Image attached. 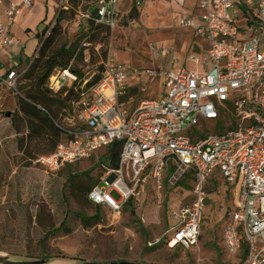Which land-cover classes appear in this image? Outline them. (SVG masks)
Listing matches in <instances>:
<instances>
[{"label": "built area", "instance_id": "1", "mask_svg": "<svg viewBox=\"0 0 264 264\" xmlns=\"http://www.w3.org/2000/svg\"><path fill=\"white\" fill-rule=\"evenodd\" d=\"M130 1L141 8L147 0ZM34 2L0 0V5L6 3L0 12V58L17 46L13 26ZM124 2L92 0L85 10L76 11L74 24L112 32L122 19ZM56 8L54 19L40 29L44 37L59 16L74 7L71 0H57ZM177 23L204 42L202 59L191 53L179 62L167 46H152L158 57L171 56L170 63L132 67L112 57L110 43L97 81L79 79L69 67L51 77L54 91L66 86L76 96L58 119L35 104L61 134L55 148L35 162L56 172L118 143L119 165L107 168L101 163L106 173L87 196L116 213L148 178L162 187L169 177L179 194L190 179L188 194L168 206L164 238L153 242L163 241L170 248L197 244L207 186L211 178L221 177L232 194L222 229L224 250L238 264H264V0H194L192 11ZM191 63L196 67L187 65ZM24 73L12 68L0 76L20 94L17 83ZM155 80L161 83L162 95L133 105Z\"/></svg>", "mask_w": 264, "mask_h": 264}, {"label": "rangeland", "instance_id": "2", "mask_svg": "<svg viewBox=\"0 0 264 264\" xmlns=\"http://www.w3.org/2000/svg\"><path fill=\"white\" fill-rule=\"evenodd\" d=\"M46 1L36 0L34 11L26 15L29 24L38 20L41 5L46 6ZM91 1L71 0L75 10L61 14V20L56 22L59 31L46 46L44 57L41 52L45 47L40 46V42L36 56L11 60L14 65L19 64L17 70H25L17 83L20 94L7 84H1L0 255L12 260L46 258L47 264L85 261L238 264L237 259L226 253L221 240L225 216L232 202V194L223 178H211L207 186L208 199L197 244L190 249L170 248L163 241L153 242L163 237L168 224V206L177 203L179 196L188 194L190 179L184 183L186 190L179 194L169 177H165L162 187L148 178L147 183L137 185L135 195L116 213L106 205L96 206L87 197L88 188L106 173L100 164L107 168L119 165V159L111 150H99L91 158L67 164L56 172L47 171L35 162L37 156L52 151L61 139L52 120L35 104L58 119L75 95L67 91L66 86L57 92L52 87L51 77L65 65L70 71L77 70L79 79L93 81L99 75L101 60L110 43L112 57L132 67L157 68L170 63L171 56L158 57L152 46H167L179 62H184L191 53L203 58L204 42L191 29L177 23V18L192 11L194 0H147L134 18L130 16L131 1L125 0L122 19L112 32L89 27L86 23L74 24L76 11L85 10ZM55 10L57 12L56 7ZM54 16L55 13L49 20L42 21L33 34L36 31L40 34V29ZM17 30L19 27L15 33ZM97 46H100L99 51H96ZM32 48L33 43L28 42L25 52L30 53ZM187 65L196 67L192 63ZM162 92L159 80L149 81L145 92L137 95L133 105L143 99L157 98ZM130 184L133 186L134 182ZM111 195L119 198L115 191ZM96 209L100 213L98 220L85 223L82 216L93 218ZM65 218L70 232L54 233Z\"/></svg>", "mask_w": 264, "mask_h": 264}, {"label": "crops", "instance_id": "3", "mask_svg": "<svg viewBox=\"0 0 264 264\" xmlns=\"http://www.w3.org/2000/svg\"><path fill=\"white\" fill-rule=\"evenodd\" d=\"M9 0H6V2ZM50 3V4H49ZM36 5V0L34 2V5L31 8L25 9L24 12L17 18L16 23L13 26V35L15 39L17 40L18 44L17 46L13 49L10 50L7 53H4L1 58H0V74L5 72L6 70H11L12 68L16 69V66L19 65H14L11 60L14 58H19V60H26L27 57H31L35 49L37 48L39 44V39L36 36V33L33 34V31L36 30L37 26L42 22L46 21V19H50V17L53 16L54 13H56L55 7L57 6V0H49L46 1V6L41 5V15L38 18V20L34 24H29L28 21L26 20V15L31 14ZM38 5V4H37ZM6 7V3L0 5V12H2ZM57 9V8H56ZM51 12V15L49 13ZM50 16V17H49ZM51 22V21H50ZM19 27V30L16 29ZM31 29V30H30ZM28 42L33 43V48L30 53H26V44ZM20 63V62H19Z\"/></svg>", "mask_w": 264, "mask_h": 264}, {"label": "trees", "instance_id": "4", "mask_svg": "<svg viewBox=\"0 0 264 264\" xmlns=\"http://www.w3.org/2000/svg\"><path fill=\"white\" fill-rule=\"evenodd\" d=\"M138 9H139V8H138L136 5H133V6H132V14H130V16H131L132 18L138 16ZM73 10H75V9L73 8ZM60 20H61V16H59V18L57 19V22L59 23ZM58 23H56V26L54 25V26L52 27V29H51V31L49 32L48 36H45V37H44V33H42V32H39L40 34L36 33V35H37V37H38V39H39V43L41 42L40 46L45 47V48L43 49V51L41 52V57H44V56H45V49H46V46H47L50 42H52V41L54 40L56 33L59 31V24H58ZM106 31L109 32L108 29H106ZM38 35H39V36H38ZM65 51L67 52V51H69V50H65ZM71 53H72V55L75 54V52H71ZM40 59H41V58H40ZM67 67H69V66H67V65L64 66V68H67ZM73 71H74L75 73L78 74V71H77V70L73 69ZM99 77H100V76H98L94 81H97V80L99 79ZM1 84H3V78L0 76V92H1ZM70 91L73 92L72 89H70ZM75 96H76V95H74V97H75ZM58 131H59V130H58ZM59 132H60V131H59ZM109 150L112 151V155L115 154L114 156H116L117 158H119L120 146H119L118 143H114V144H112V145L110 146ZM112 158H113V157H112ZM114 158H115V157H114ZM90 188H91V187H90ZM90 188H88V190H87V196H88V192H89ZM99 214H100V213H99V210L96 209V213H95V215L93 216V218L82 216V220H83L85 223L90 222L92 219H94V220H98ZM66 223H67V219L65 218V219L61 222V224H60L57 228H55V229L53 230L54 233H57V232L62 231V230H64L66 233L70 232V228H68V226L66 225ZM46 257H47V256H46Z\"/></svg>", "mask_w": 264, "mask_h": 264}, {"label": "water", "instance_id": "5", "mask_svg": "<svg viewBox=\"0 0 264 264\" xmlns=\"http://www.w3.org/2000/svg\"><path fill=\"white\" fill-rule=\"evenodd\" d=\"M94 8L91 9L93 11ZM8 116L10 113L7 114ZM48 259L46 258H39V259H29V260H12L7 256L0 255V264H47ZM80 264H149V263H140V262H130V261H120V262H88L85 261Z\"/></svg>", "mask_w": 264, "mask_h": 264}]
</instances>
